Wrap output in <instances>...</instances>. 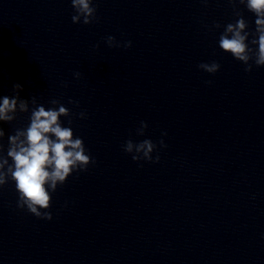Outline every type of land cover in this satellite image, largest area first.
Here are the masks:
<instances>
[{
    "label": "clouds",
    "instance_id": "clouds-1",
    "mask_svg": "<svg viewBox=\"0 0 264 264\" xmlns=\"http://www.w3.org/2000/svg\"><path fill=\"white\" fill-rule=\"evenodd\" d=\"M95 0H71L74 13L71 20L74 24L83 23L89 25L98 20ZM209 0H201L207 5ZM232 4L234 14L238 17L235 23H228L219 37V48L237 61L245 65V72H252L253 65L264 66V0H227ZM244 5L253 13L255 19L254 32L248 31V22L236 5ZM212 27L219 29L221 25L214 22ZM252 37L249 41V37ZM105 42L109 48H130L131 41L121 45L114 36H108ZM251 45V46H250ZM98 49L99 44L95 45ZM198 68L209 74H215L220 69L216 61L200 63ZM81 72L73 73L76 79H80ZM211 84V81H207ZM67 87V84L64 85ZM14 96L0 97V122L11 123L17 118L18 113H30V123L26 128H18L14 134L8 135L7 152L3 144L6 133L0 127V188L15 182L18 193L17 207L27 209L37 218L52 220V213L48 211L52 204V193L58 186L63 185L74 172L87 171L90 164L95 161L87 153L82 138L75 137L73 129L63 126L61 117L69 118L72 113L60 101H49L53 107L45 108L38 104L36 96L30 100L21 99L20 84L13 85ZM68 103L77 107L79 102L69 99ZM31 105V107H30ZM86 112L79 113L80 119H85ZM72 124V120H68ZM148 124L140 122L136 129V135L143 136ZM162 135H167L163 133ZM160 148H166L164 140L159 142ZM123 150L131 155L134 162L147 161L159 163L160 156L153 158L157 151V144L151 139L134 142L129 139L123 145ZM11 161V163L9 162ZM142 166V165H141Z\"/></svg>",
    "mask_w": 264,
    "mask_h": 264
}]
</instances>
